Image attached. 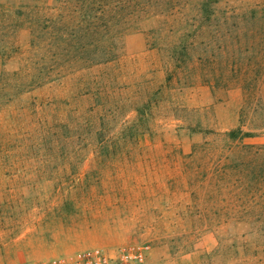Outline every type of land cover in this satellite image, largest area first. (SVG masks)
Instances as JSON below:
<instances>
[{
    "label": "rangeland",
    "instance_id": "obj_1",
    "mask_svg": "<svg viewBox=\"0 0 264 264\" xmlns=\"http://www.w3.org/2000/svg\"><path fill=\"white\" fill-rule=\"evenodd\" d=\"M255 1L0 0V264H264Z\"/></svg>",
    "mask_w": 264,
    "mask_h": 264
},
{
    "label": "trees",
    "instance_id": "obj_2",
    "mask_svg": "<svg viewBox=\"0 0 264 264\" xmlns=\"http://www.w3.org/2000/svg\"><path fill=\"white\" fill-rule=\"evenodd\" d=\"M129 1V0H128ZM255 1V0H253ZM263 2L264 0H256L254 2L253 8L254 9H262L263 7ZM127 3V0H126ZM78 13V17L81 18L79 22L76 24V12L73 11L72 13H66L63 14L62 16L57 17V22L58 24H62L61 28L57 29L58 32L65 30L66 28H76L79 29L77 30V33H82V26L85 22H87L90 18L92 13L89 14L88 10H80ZM264 12V11H263ZM255 13V11H253ZM100 15H105L106 10H103ZM98 14V15H99ZM96 19L97 15L94 16ZM88 18V19H87ZM210 18V16L208 17ZM253 20V17L251 18ZM56 22V19H55ZM76 24V25H75ZM65 28V29H63ZM92 28V29H91ZM101 29V28H100ZM99 26H93V25H87L85 27V30H88L91 32L88 34L90 36H93L94 34L99 32ZM104 31H107L105 35L109 34V28L104 26L103 28ZM65 33V32H63ZM68 36H71L72 33L66 32ZM85 33V32H83ZM100 33V32H99ZM87 34V32L85 33ZM247 37V35H245ZM246 49L240 50L241 52L245 53H251V57L249 56L250 59H248L247 63L244 64H236L237 70H244L246 69L248 72H253L255 75H259L260 73L264 74V28H261L260 30H252L249 32V37L247 38L246 42ZM240 49V48H239ZM253 50V53H252ZM256 51V52H255ZM236 133L232 132L230 135L235 136Z\"/></svg>",
    "mask_w": 264,
    "mask_h": 264
},
{
    "label": "built area",
    "instance_id": "obj_3",
    "mask_svg": "<svg viewBox=\"0 0 264 264\" xmlns=\"http://www.w3.org/2000/svg\"><path fill=\"white\" fill-rule=\"evenodd\" d=\"M148 257L147 246L128 244L113 253L96 248L79 253L69 260H54L51 264H148Z\"/></svg>",
    "mask_w": 264,
    "mask_h": 264
}]
</instances>
